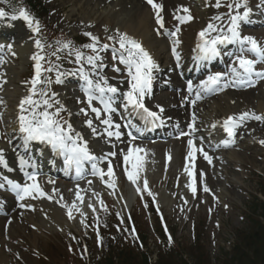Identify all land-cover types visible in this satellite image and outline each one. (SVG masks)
Here are the masks:
<instances>
[{"label":"snow or ice","instance_id":"1","mask_svg":"<svg viewBox=\"0 0 264 264\" xmlns=\"http://www.w3.org/2000/svg\"><path fill=\"white\" fill-rule=\"evenodd\" d=\"M147 3L151 5L155 11L156 23L159 25L157 28V33H160L161 29H164V18L161 15L163 11V5L155 2V0H147ZM217 8L221 7L220 0H216ZM227 7L230 9L229 12V26L227 30L217 24L209 23L206 28L199 32L200 42L197 45L199 52L198 58L201 60H211L214 57L220 55V46L227 44H237L240 48V55L236 56L235 61L233 62L234 66L230 69L231 79H226L225 73L217 72L211 74L207 77L206 80L202 81L199 87L201 90L206 92H222L231 86H248L253 87L258 82V80H264V70L258 71L256 65L258 63H264V45H261L257 39L253 36H244L241 34V23L249 21V16L252 12V9L247 6V0H243V3L236 2L235 5L229 4ZM243 8L244 11L240 12L239 10ZM235 11V14H232V11ZM186 13V15H176L180 23L190 22L193 17L190 14V10L187 8L178 9ZM6 13L0 11V17H4ZM17 18H22L29 28H32L33 31L39 33L40 24L38 20L28 13L27 10H21L19 12V17L12 16L11 19L15 20ZM222 16H215L213 20L219 21L222 20ZM165 31H167L165 29ZM180 29L176 28L174 32H168L167 34L173 39V48L172 52L175 55L177 61L180 60V54L177 51V47L180 45L181 41L178 38V33ZM212 33H217L215 36ZM85 36L89 37L91 43L83 45L84 48L90 49L94 55L85 56L80 50L75 51V58L77 62L86 60L87 65L91 66L90 69H86L84 64H81L79 69L72 75L79 74L81 79L84 81L82 85V90L85 92L87 97V102L92 113H95L96 118L100 119L102 115V110L97 107H92L94 100H98L104 107L103 111L108 113L107 118L102 119L101 123L107 127L104 131L107 133L108 137L115 136L119 140L122 136V133L119 131L120 125L114 124L112 120V113L115 112L113 108V97L119 89L108 82V78L99 75L96 79L93 78V74L97 68H103L102 63L103 57L100 55L101 52L106 51L109 47H112L113 56L117 57L119 62L125 65L128 77V90L124 93V99L126 103L124 108L127 111L131 109L137 115L145 121L146 124H152L153 126L157 125L159 121L161 124L163 120L161 114L164 112V108L160 105H156V108L159 111H153L145 103L146 97H149L152 92V83H153V72L159 68V65L153 59L150 52L143 46V44L130 36L126 32H120L117 30V36H109V40H115L119 44V48H116L114 45H109L107 43L100 44L99 37L93 35L91 32H85ZM36 47L43 50V45L39 40L36 42ZM65 44L64 47L70 46ZM5 46L0 44V50ZM9 50H11V45H8ZM247 51L252 53L256 59H250L248 56L243 55ZM15 55V53H13ZM32 59L35 61V75L30 81L32 87L30 89V95L22 99L19 103L20 115L19 119V131L23 136V141L25 146L30 145L32 142H39L41 144L50 146L51 149L56 152L58 155L63 156L64 162L67 165L69 171L75 170L76 178H83L84 164L85 162L92 163V174L99 175L103 180L105 175L112 177L111 182L108 183V186L115 187V173L112 167V163L108 161L107 172L104 169L97 166V161L104 158H98L94 156L89 148L88 142L84 139L83 135L76 131L72 124L68 121H61L60 113L65 109L63 106L57 107L56 110L49 111L52 109L54 104L59 105L58 100L52 101L48 98V92L44 90H39L38 87L41 84L48 83L50 80H42V72L51 71L52 69H44L42 61L45 59L44 56L37 53L32 56ZM115 71L119 72V68H115ZM60 75L57 76V83H62ZM188 91H193V86L191 83L188 84ZM39 95L41 99H35ZM56 94L53 93L54 97ZM199 93H197L196 99H200ZM193 105L195 101H192ZM81 112L84 115H87V112L84 109H81ZM195 114H193L192 124L190 125L191 132L181 133V135H189L196 131L195 128ZM248 119H254L257 121H264V115H257L254 112H243L238 116H228L223 122L222 127L227 132L230 139L225 140L223 143L225 146H229L232 143H235V138L237 135V129L243 126V123ZM87 126L92 130L93 134L97 133V129L93 126V121L88 119L86 121ZM213 127H216L214 124ZM115 130H112V129ZM131 136V141H135L136 137L133 136L130 132L128 133ZM131 141L129 143H131ZM260 144L264 145V140L259 141ZM188 159L190 161H195L197 151L202 152L204 158L211 163L212 157L208 155L207 152L203 151V148H197L196 144L192 139L188 140ZM109 156H115V152L108 153ZM148 155V150L139 146H131L128 148L127 152L124 153L123 161L125 165V172L127 173L128 179L136 184L141 173L144 171L145 166V157ZM169 159L171 155L169 154ZM19 162L21 170H24L26 167L30 166L29 161L26 160L23 156L19 157ZM131 166L129 170L128 166ZM0 166L7 169L9 172L13 171L9 167L7 160L5 159L3 150H0ZM194 164L191 167L186 168L188 175L192 177V182L188 186L191 188L193 195L196 194V180L194 176L193 169ZM27 180L25 182H18L14 179L9 178L7 175L0 174V189H4L7 186L12 192L16 194V198L20 201L25 200L26 198L39 199L42 197H47L48 199H53L51 195L46 193L39 183L38 174L35 172H25ZM48 183H54L51 179L48 180ZM91 183V181H89ZM144 187H147V181H144ZM54 192L58 191L53 189ZM137 191H140V188H137ZM204 191H210L208 187L204 186ZM94 195H97L94 193ZM149 195H152L149 192ZM77 199L83 202V197L80 195L79 191L76 193ZM61 199H63L61 197ZM103 203V201H101ZM20 207H25L24 204H21ZM68 209L69 219H74L73 209L76 208V202L74 201L71 206L67 204L64 205ZM89 207H92L89 205ZM95 210V209H93ZM106 210V209H105ZM82 216L84 213L81 211Z\"/></svg>","mask_w":264,"mask_h":264},{"label":"rangeland","instance_id":"2","mask_svg":"<svg viewBox=\"0 0 264 264\" xmlns=\"http://www.w3.org/2000/svg\"><path fill=\"white\" fill-rule=\"evenodd\" d=\"M42 5L49 11L50 18L48 19L56 29L65 31L64 22L62 16L64 12L70 9L69 0H41ZM107 19L103 18L98 25H95L98 32H102L103 28L107 25ZM114 24V21H111ZM262 86L258 90H261ZM251 124L255 126L260 132H264V121H257L252 119ZM245 156L242 158V170L241 177L242 187L239 192L237 188L228 189L230 197L235 196L230 200H224L223 204L219 201L212 199L210 196L206 197V192L201 186L197 200L190 203L187 207H180L176 205L171 207V214L168 218L171 219V223H178L177 237H181L183 243H185V249L187 251L186 257L192 264H254L257 258L260 261L264 253V219L260 217L261 209H257L253 202H246L251 197L252 193L256 190L264 198V181L255 177L254 171L257 173H264V150L254 146L253 149L243 151ZM209 165V164H208ZM212 166V165H211ZM202 171L213 179V175L209 174V167L201 168ZM217 178V177H216ZM207 181V180H206ZM210 181V178H209ZM210 186V185H209ZM208 186V187H209ZM239 192V196H238ZM262 201V200H261ZM174 208L176 209L174 212ZM169 210V208H168ZM168 212V213H169ZM209 214V215H208ZM197 217L199 221H203L205 227L199 228L201 232L205 233L206 238L202 240V248H193L190 244L189 227L184 225V220L177 221L180 218ZM208 216V219L207 218ZM142 218V217H141ZM187 228V230L185 229ZM23 229H20V234ZM210 234H216L213 239L217 242L212 243L215 247L209 245L208 240L211 242L213 239ZM38 237V238H37ZM35 239L36 247L42 251V254L47 252L50 259L63 261L61 251L63 249L57 245L51 244L48 240L38 234ZM33 239V236L31 237ZM61 243H64L63 239H59ZM106 245L107 242H104ZM96 246V243H95ZM258 253V254H257ZM75 257V256H74ZM29 258H35L29 255ZM214 258L217 260L214 261ZM33 260V264H53L54 262H48L43 258L40 260ZM157 260V256L153 259V262ZM137 262V259L135 260ZM256 261V263L258 262ZM82 264L78 258L75 257V261L72 262L70 257L65 260V264ZM163 264H180L174 260L166 257ZM258 264H263L259 262Z\"/></svg>","mask_w":264,"mask_h":264},{"label":"bare ground","instance_id":"3","mask_svg":"<svg viewBox=\"0 0 264 264\" xmlns=\"http://www.w3.org/2000/svg\"><path fill=\"white\" fill-rule=\"evenodd\" d=\"M71 3V9L70 13L65 16L64 22L67 23L69 19L72 17L74 18H79L80 20H94L99 18L100 16H103L107 13L108 18H113L116 19V26L120 28L121 30L125 31L128 34L137 36L139 38H142L143 41H145L148 46L155 52L156 55H163V52L166 50V46L162 43L160 39L154 36L153 31L151 29V26L153 24L151 20V14L149 11L144 10V8L141 6L139 1L137 0H129L128 2L123 1L120 4L117 2H108L106 1H100V0H70ZM127 3H130L129 6H127ZM121 5V6H120ZM68 19V20H67ZM111 21V20H109ZM22 52L20 53L21 55H26L29 53L30 49H28V46L26 45L23 49H20ZM23 62L26 61V57H22ZM15 79V78H14ZM13 77L10 79V84H12V81L14 80ZM18 91V88L15 87L11 89V94H15ZM229 95V96H227ZM220 98V97H219ZM255 102L252 103L251 100L249 101L247 98L244 97V101L239 102L235 99V93L231 94H225L223 98L214 100L213 104L210 105V110H214V114L216 116H222L227 113H229L233 108L235 109H240L241 106L247 104V103H252L255 107L259 108V110L264 109V92L258 95H255L252 100ZM232 100H235V106H232L233 104L231 103ZM145 126V125H144ZM250 130V135L254 136L255 134V129L256 127H253L254 131H251V128H248ZM247 140H243L241 142V146H243L244 142ZM177 145V144H176ZM94 154V153H92ZM227 157L232 160H236L238 158H243L241 153H237V151H228L226 152ZM178 159V154H176L174 162L176 163V160ZM235 163H233L234 165ZM229 181H236L239 173L234 172L233 170H228L226 168L225 171ZM98 182V181H95ZM97 185L94 183L88 187V188H82L79 193H85L86 195V200L88 202L87 205H91L92 207H97L100 205L101 200L100 197L97 193ZM96 193L97 195H94ZM134 193H139V191L134 192ZM75 194L72 196L74 197ZM166 196V193L164 194ZM72 200L70 199V202ZM117 201V206L119 209H125L126 205L129 206L132 202V200L127 201V204L125 205L126 202V196L124 197H119L116 199ZM69 202V201H68ZM169 205L170 203L167 202ZM82 205V204H81ZM51 219L54 220L57 223H61V219L64 216L62 214L61 216V211H53L51 214ZM78 218V215H77ZM80 220H82V215L80 216ZM44 223V222H43ZM78 223V222H77ZM45 225V223H44ZM74 226V224L72 225ZM43 228L42 222L37 224L36 230L39 231V229ZM9 246L13 247V242H9ZM2 256H0V261L2 260Z\"/></svg>","mask_w":264,"mask_h":264},{"label":"trees","instance_id":"4","mask_svg":"<svg viewBox=\"0 0 264 264\" xmlns=\"http://www.w3.org/2000/svg\"><path fill=\"white\" fill-rule=\"evenodd\" d=\"M263 208H264V206H263ZM258 254V253H257ZM256 261H258V259L256 258L255 259V261H254V264H258L259 262H261V263H263L264 264V253H263V255H262V257H261V259H260V261H258L257 263H256ZM127 263V262H126ZM129 264V263H128Z\"/></svg>","mask_w":264,"mask_h":264}]
</instances>
